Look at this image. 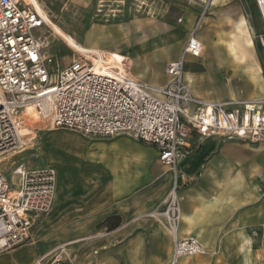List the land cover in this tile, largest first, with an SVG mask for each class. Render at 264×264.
I'll list each match as a JSON object with an SVG mask.
<instances>
[{"label": "crops", "instance_id": "1", "mask_svg": "<svg viewBox=\"0 0 264 264\" xmlns=\"http://www.w3.org/2000/svg\"><path fill=\"white\" fill-rule=\"evenodd\" d=\"M204 1L198 6L203 8ZM211 2L201 19L199 36L196 32L204 54L185 58L195 69L184 67V81L193 95L205 100L263 99L264 64L253 40L249 46L244 43L249 34L240 3ZM200 13L174 32L154 34L127 47L124 52L133 61L131 76L146 82L144 69L164 53L165 59L156 60L163 78L147 82L167 83L165 66L179 57ZM155 36L157 42L152 40ZM145 43L149 44L143 50ZM230 43L236 56L227 48ZM51 142L56 152L48 153L47 164L56 169L54 202L39 220L48 230L44 238L48 245L43 250L29 245L28 264L61 242L84 240L80 236L111 217H118L119 225L110 231L100 226L97 230L104 233H95L91 239L94 264H170L172 237L165 222L148 216L159 208L173 182L172 170L159 161L155 148L127 135L99 138L68 130L50 133L48 146ZM189 142L194 150L176 164L180 177L177 236L196 238L204 252L175 264H264V232H260L264 223V142L216 136L200 139L197 135ZM15 249L0 261L13 256Z\"/></svg>", "mask_w": 264, "mask_h": 264}, {"label": "built area", "instance_id": "2", "mask_svg": "<svg viewBox=\"0 0 264 264\" xmlns=\"http://www.w3.org/2000/svg\"><path fill=\"white\" fill-rule=\"evenodd\" d=\"M206 8L179 57L166 64L168 82L154 85L132 77L122 60L110 59L105 50L71 49L76 54L72 61L51 71L53 59L46 53L48 25L39 5L34 0H0V160L24 151L34 139L25 140L21 134V115L27 107L49 128L99 138L127 135L153 146L159 161L173 172L169 192L159 208L148 212L157 222H165L171 234L170 264L204 252L196 238L177 236L180 177L176 164L194 150L189 139L197 135L200 139L216 136L264 142V98L205 100L193 95L184 81L185 58H197L203 52L196 32ZM14 162L16 188L0 173V254L26 244L54 202L56 169L50 165L28 168ZM260 232H264V223ZM69 245L61 242L31 264H76Z\"/></svg>", "mask_w": 264, "mask_h": 264}, {"label": "rangeland", "instance_id": "3", "mask_svg": "<svg viewBox=\"0 0 264 264\" xmlns=\"http://www.w3.org/2000/svg\"><path fill=\"white\" fill-rule=\"evenodd\" d=\"M206 1L207 3H205ZM236 1L241 5L247 25L252 27L249 26L251 37L264 64V22L256 0ZM37 4L39 8H42L49 21L46 32L49 34L50 42L46 53L53 59L49 65L51 71L63 69L76 55L72 51L73 49L54 31L53 27L60 30L68 38H74L83 43L85 47L93 45V47L99 48L98 52L105 50L110 59H121L122 65L130 71L133 61L128 51L124 52L127 47L137 41L146 40L154 34H163L164 31L174 32L186 20L203 9L198 6L200 0H37ZM201 5L204 7L206 5L208 12L210 0H205ZM198 29L199 36L201 28ZM161 37L163 36L161 35ZM152 40L155 41L156 36ZM167 40L165 39L164 42ZM147 44L149 43L143 44L144 46L142 45L141 48L146 49L147 46L145 45ZM162 59H165L164 53H159L148 70L144 69L146 66L142 67L146 82L156 83L163 78L159 67L160 62L156 61ZM185 69L195 68L193 64L185 62ZM56 131L63 132L64 130L49 128L48 126L38 128L33 135L34 139L24 151L1 158L0 173L5 176L12 188H16L18 177L12 174L15 165H11V162L15 161V164L23 163L24 165L28 163L35 167L48 165V153L56 152V147L53 148L52 146L53 142L58 140L56 138L49 146L47 141L49 134ZM37 225L32 238L26 244L16 248L18 251L13 256L2 259L0 264H28L31 261L32 251L29 245L38 250L47 247L48 244L44 238L48 230L41 221ZM99 228L101 227L95 226L94 230L82 237L80 236V238L84 237V240L71 243L67 247L76 264H94L96 254H94V249L90 243L92 242L91 239L95 237V233H104V231L97 230ZM55 230L56 228H52V231ZM105 231L109 230L106 229ZM93 234L94 236H92ZM100 236L98 235V237ZM11 251L1 253L0 257L8 255Z\"/></svg>", "mask_w": 264, "mask_h": 264}, {"label": "bare ground", "instance_id": "4", "mask_svg": "<svg viewBox=\"0 0 264 264\" xmlns=\"http://www.w3.org/2000/svg\"><path fill=\"white\" fill-rule=\"evenodd\" d=\"M37 4V0H34ZM217 0H212L211 4L214 5L215 2ZM263 4H261V8L262 10H264V0ZM258 9L260 10L261 13V8L258 5V1L256 0ZM41 8V7H40ZM39 8V9H40ZM42 11V14L45 15V21L46 24H49L48 19L46 18V14L44 13V11L42 10V8L40 9ZM262 14V13H261ZM263 19V17H262ZM245 22V20H244ZM250 26V25H249ZM246 24V29H247V33L249 34L248 38L244 39V43L245 45L249 46L252 43V37H251V32H250V27ZM252 28V27H251ZM54 31L57 32L60 37L75 51H82V52H91V53H97L99 48H96L95 46L93 47V45H88V47L83 46V43H80L78 40H75L74 38H68L67 36H65V34H63L60 30H58L57 28L53 27ZM97 35V34H94ZM175 38V37H174ZM260 38V37H259ZM262 40V39H261ZM144 46V45H143ZM146 46V45H145ZM166 47V46H165ZM204 47V46H203ZM229 49V52L233 53L235 55V46L230 43L229 46L227 47ZM205 49V47H204ZM236 56V55H235ZM24 125L21 128V134H23L25 136V140H29L31 137H33V135H35V131L38 128H41L43 126H46V124L43 123V121L41 119L38 118V116L35 114L34 110L32 107H27L25 109V111L23 112V114L21 115ZM169 231V230H168ZM170 233V232H169ZM171 235V234H170Z\"/></svg>", "mask_w": 264, "mask_h": 264}, {"label": "trees", "instance_id": "5", "mask_svg": "<svg viewBox=\"0 0 264 264\" xmlns=\"http://www.w3.org/2000/svg\"><path fill=\"white\" fill-rule=\"evenodd\" d=\"M120 223V220L118 217H111L107 218L103 223L99 224L98 227L104 226L107 230H113L116 228Z\"/></svg>", "mask_w": 264, "mask_h": 264}, {"label": "water", "instance_id": "6", "mask_svg": "<svg viewBox=\"0 0 264 264\" xmlns=\"http://www.w3.org/2000/svg\"><path fill=\"white\" fill-rule=\"evenodd\" d=\"M258 1V5L260 6V8H261V4H263V1L262 0H257ZM261 15H263L264 16V10H262V8H261Z\"/></svg>", "mask_w": 264, "mask_h": 264}]
</instances>
